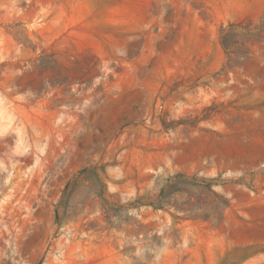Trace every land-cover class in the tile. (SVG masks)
<instances>
[{"label": "rangeland", "instance_id": "1", "mask_svg": "<svg viewBox=\"0 0 264 264\" xmlns=\"http://www.w3.org/2000/svg\"><path fill=\"white\" fill-rule=\"evenodd\" d=\"M0 264H264V0H0Z\"/></svg>", "mask_w": 264, "mask_h": 264}]
</instances>
